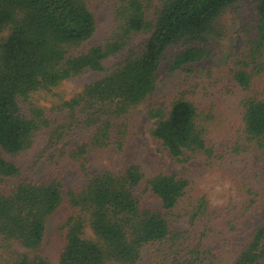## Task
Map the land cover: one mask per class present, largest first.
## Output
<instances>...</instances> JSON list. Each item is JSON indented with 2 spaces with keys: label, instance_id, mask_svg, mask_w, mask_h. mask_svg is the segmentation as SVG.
<instances>
[{
  "label": "trees",
  "instance_id": "16d2710c",
  "mask_svg": "<svg viewBox=\"0 0 264 264\" xmlns=\"http://www.w3.org/2000/svg\"><path fill=\"white\" fill-rule=\"evenodd\" d=\"M237 2L0 0V264H50L41 255L47 221L64 204L70 213L61 226L66 233L60 264H137L146 248L160 253L159 264H204L214 254L206 241L240 229L256 204L252 191L249 199L217 206L206 197L189 196V227L177 230L170 216L189 193L188 179L167 173L146 179L138 165L98 175L87 168L91 153L122 148L131 131L130 115L156 91L167 50L184 46L169 72L192 71L210 57L209 42L220 37L216 23ZM102 3L111 5L115 26L102 43L85 48L97 32ZM255 5L258 20L245 67L234 75L243 90L264 72V0ZM140 33L151 34L149 40L140 50L128 49ZM125 49L124 61L106 71L104 62ZM88 71L105 75L57 107L61 120L53 122L31 102L32 95L49 93ZM21 104L28 106L29 116ZM242 105L249 146L264 149V100L248 97ZM148 117L151 136L176 162L212 154L193 102L177 97L167 108L151 106ZM41 132L49 133L48 150L75 134L83 137L51 156L77 164L84 180L79 189L65 186L54 172L41 181L19 180L21 170L8 157L32 149ZM148 193L160 201V209L142 203ZM232 264H264V225Z\"/></svg>",
  "mask_w": 264,
  "mask_h": 264
},
{
  "label": "rangeland",
  "instance_id": "374dc122",
  "mask_svg": "<svg viewBox=\"0 0 264 264\" xmlns=\"http://www.w3.org/2000/svg\"><path fill=\"white\" fill-rule=\"evenodd\" d=\"M98 29L94 38L85 45L102 43L115 26L112 7L102 3L97 5ZM258 15L255 0H238L234 7L222 15L216 23L220 37L209 42V58L194 64L192 71L174 72L167 70L173 57L183 51L184 46L169 48L161 63L157 88L153 96L130 115L131 131L122 148L112 146L88 156V172L98 175L106 170L118 172L129 165H138L146 179L160 173L176 174L189 180V193L170 216L171 226L177 230L188 228L185 209L188 197H206L214 206L230 202H241L250 198L247 191L257 195L255 206L244 217L242 226L235 234L218 236L205 242L214 254L204 264H232L241 254L257 228L264 225V149L251 148L243 129V101L248 97L264 100V72L255 78L249 90H243L234 79L235 73L245 67L247 43L253 37ZM149 33L135 35L128 47L141 49L150 38ZM128 49L104 62L106 71L124 61ZM105 75L88 71L65 80L49 93L31 96V102L44 110L55 122L63 114L57 109L62 103L75 97L82 89ZM184 97L199 109L211 155H196L189 162H176L151 136L152 122L148 117L151 106L169 107L171 101ZM29 116L28 106L21 104ZM48 132H41L34 147L21 155L8 157L21 170V179L41 181L51 173L60 176L63 184L79 189L84 180L79 167L73 161L62 158L53 160L51 156L61 149L80 143L83 137L75 134L68 140L48 150ZM18 180H14V184ZM141 196V195H140ZM142 203L153 210L161 208L160 201L148 193ZM70 210L64 204L47 221L41 255L50 264H60V254L65 247V233L61 230ZM90 234V233H89ZM220 237V238H219ZM160 253L146 248L137 264H159Z\"/></svg>",
  "mask_w": 264,
  "mask_h": 264
}]
</instances>
